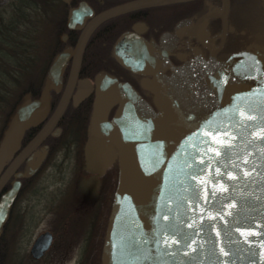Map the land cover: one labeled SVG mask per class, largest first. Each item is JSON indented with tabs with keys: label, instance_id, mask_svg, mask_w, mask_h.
<instances>
[{
	"label": "water",
	"instance_id": "1",
	"mask_svg": "<svg viewBox=\"0 0 264 264\" xmlns=\"http://www.w3.org/2000/svg\"><path fill=\"white\" fill-rule=\"evenodd\" d=\"M61 1L68 4L71 0ZM164 1L135 2L101 14L94 24ZM85 7L81 4L71 12L69 28L81 24ZM95 25L79 40L77 63ZM124 41L121 38L119 43ZM65 61L57 56L39 100L20 105L1 139V157L11 159L24 130L46 114L48 90L60 84ZM213 64L212 53L202 85ZM159 81L144 86L154 93ZM114 84L110 80L101 83L95 101L96 123L106 118ZM166 97L158 99L156 114L131 88L120 86L114 96L120 104L115 117L102 127L118 148L120 166L102 264H264V53L258 48L242 53L215 87L201 95L194 91L193 112L182 123L175 119L177 103H161ZM67 99L68 93L52 123L62 115ZM49 128L32 144L40 142ZM19 160L4 172L0 189ZM19 186L13 183L0 198V234ZM50 242V234L40 236L31 250L33 258L41 257Z\"/></svg>",
	"mask_w": 264,
	"mask_h": 264
},
{
	"label": "flooded vegetation",
	"instance_id": "2",
	"mask_svg": "<svg viewBox=\"0 0 264 264\" xmlns=\"http://www.w3.org/2000/svg\"><path fill=\"white\" fill-rule=\"evenodd\" d=\"M141 1L144 0H71L65 4L59 0V9L54 8L59 14L54 25H47L46 29L51 26L55 40L52 47H47L49 56L40 75L33 77L35 65H29L22 106L40 99L57 56L66 59L60 84L49 88L47 112L39 122L24 130L19 150L11 159L0 156V180L6 169L20 158L0 189L1 198L13 183L20 184L0 234L1 256L9 257L11 264L21 260L20 245L25 238L18 236L16 223L10 225V230L6 227L14 221L13 212L23 195L29 200L39 196L45 200L47 210L28 217L29 222L39 223L49 217L53 224L39 232L28 246L33 263L47 259L48 264H58L76 249L80 256L74 264H102L105 236L120 179L118 148L108 140L102 127L115 117L120 104L114 96L119 94L120 86L131 88L156 114L159 113L158 99L167 95L161 103H177L175 119L181 123L177 116L181 103L177 93L187 90L191 102L194 91L201 95L215 87L239 55L254 48L264 53V35H256L241 17L247 13L264 15V0H166L127 10L94 24L103 13ZM81 4L87 6L86 16L81 24L69 28L71 12ZM91 25L95 26L77 63V45ZM121 38L125 39L122 44ZM212 53V72L202 85ZM31 54L36 58L42 55L29 51ZM142 60L152 65L147 66ZM75 68H78L77 75L72 77ZM71 79L74 81L69 87ZM107 80L115 83L110 95L112 103L105 120L96 123V97L101 83ZM154 80H160V87L153 93L144 84ZM178 81L185 86L183 91L176 90ZM66 93L65 109L52 123ZM47 127L50 128L46 136L32 144ZM44 234H50L51 242L42 256L35 259L31 250Z\"/></svg>",
	"mask_w": 264,
	"mask_h": 264
},
{
	"label": "rangeland",
	"instance_id": "3",
	"mask_svg": "<svg viewBox=\"0 0 264 264\" xmlns=\"http://www.w3.org/2000/svg\"><path fill=\"white\" fill-rule=\"evenodd\" d=\"M15 2L16 0H0V7H7L8 5H12V3ZM59 5H60L59 0H47V2L38 4L36 6L31 5L30 3L29 6H27V11H28L27 14H29V17H27V22H26L27 27L25 25L24 33H23L24 36H26V40L25 38H23L22 44L24 45L25 42L27 43L30 40L31 43L34 44L32 48L33 53H35V55L36 53H38V56L42 54L40 58H37V60L35 57L36 63L34 70L35 72L33 71V77H35V75L38 74L40 75L41 74L40 72L44 69V66H46L47 64L46 62L49 56V49L47 47L50 46L52 47L55 39H53L54 31L51 30V26H49V29L46 28L47 25H52V26L54 25V20L56 16L59 14L58 12H55L54 8L59 9V7H57ZM252 8L255 10L257 9L254 6H252ZM241 17H242V21L244 22L248 21V23L251 25L256 35L258 36L264 35V15H260L258 13H254V14L247 13L246 15H242ZM31 55L34 57V54ZM177 94H178V99H180V102L182 99H185L187 100L186 104H188V94H186L185 92L177 93ZM7 109L8 108H4L2 111H0V129L2 127L3 124L2 121L5 116L4 112H6ZM189 118H190L189 111L188 113L186 111V113H182V117L180 118V121L182 123ZM44 204H45V200L43 199V196H39L38 198L29 200V198L23 195L18 205L16 206L13 212L14 221L10 224H7L6 229L10 230L11 229L10 225L12 224L13 226V224L16 223V227L18 228V230L16 231L19 232L18 236H23L25 239L21 241V245H20V252H21L20 258L21 257L22 258L18 262L14 261L13 262L14 264L17 263L35 264L31 261V258L28 255V251H27L28 246L39 232L49 227H52L53 224L50 223L51 218L49 217H45L39 223H31L27 218L36 215V213H38L37 214L38 216L39 212L47 210ZM77 251L78 250L76 249L71 250L69 254L61 262H58V264H62V262H66L67 264L76 263L77 260H79V256H80L77 254ZM0 259L1 262L3 260L4 264H8L11 262V260H9L10 259L9 257L6 259L5 256L3 255L1 256V253H0ZM17 259L19 258H16L15 260ZM48 263L49 262L47 261V259H44L43 261H40L37 264H48Z\"/></svg>",
	"mask_w": 264,
	"mask_h": 264
},
{
	"label": "trees",
	"instance_id": "4",
	"mask_svg": "<svg viewBox=\"0 0 264 264\" xmlns=\"http://www.w3.org/2000/svg\"><path fill=\"white\" fill-rule=\"evenodd\" d=\"M45 2L47 0H16L12 5L0 7V111L8 108L4 112L0 142L12 115L21 105L24 79L29 65L36 63L35 57L29 55L34 44L30 40L22 44L23 38L26 40L23 33L29 17L27 6L29 3L36 6ZM0 264H4L3 261L0 260Z\"/></svg>",
	"mask_w": 264,
	"mask_h": 264
},
{
	"label": "bare ground",
	"instance_id": "5",
	"mask_svg": "<svg viewBox=\"0 0 264 264\" xmlns=\"http://www.w3.org/2000/svg\"><path fill=\"white\" fill-rule=\"evenodd\" d=\"M181 89L183 91L185 89V86H183L180 83V81H178V83L176 84V90H181ZM184 92L186 94H188V91L187 90H184L182 93H184ZM186 102H187V100H185V99H182L181 100L179 109L177 111L178 118H181L182 117V113H186V111H187V113L189 111V114H192V112H193L192 102H189V100H188V104H186Z\"/></svg>",
	"mask_w": 264,
	"mask_h": 264
}]
</instances>
